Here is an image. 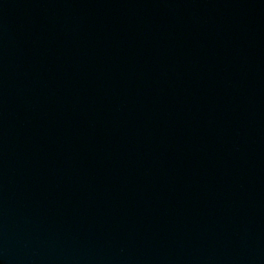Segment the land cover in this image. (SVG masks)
I'll return each mask as SVG.
<instances>
[{"label":"water","instance_id":"water-1","mask_svg":"<svg viewBox=\"0 0 264 264\" xmlns=\"http://www.w3.org/2000/svg\"><path fill=\"white\" fill-rule=\"evenodd\" d=\"M0 264H264V0H0Z\"/></svg>","mask_w":264,"mask_h":264}]
</instances>
